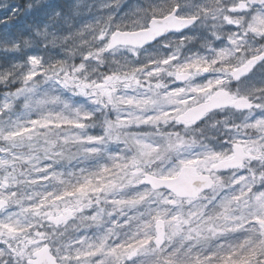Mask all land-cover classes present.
<instances>
[{
	"label": "clouds",
	"instance_id": "clouds-1",
	"mask_svg": "<svg viewBox=\"0 0 264 264\" xmlns=\"http://www.w3.org/2000/svg\"><path fill=\"white\" fill-rule=\"evenodd\" d=\"M0 264H264V0H0Z\"/></svg>",
	"mask_w": 264,
	"mask_h": 264
}]
</instances>
